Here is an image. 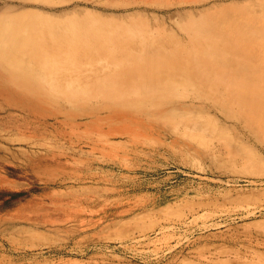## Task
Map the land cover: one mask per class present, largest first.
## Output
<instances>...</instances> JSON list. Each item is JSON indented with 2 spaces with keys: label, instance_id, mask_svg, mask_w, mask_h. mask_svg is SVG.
<instances>
[{
  "label": "rangeland",
  "instance_id": "rangeland-1",
  "mask_svg": "<svg viewBox=\"0 0 264 264\" xmlns=\"http://www.w3.org/2000/svg\"><path fill=\"white\" fill-rule=\"evenodd\" d=\"M253 1L0 0V20L144 25L141 39L171 47L190 43L186 24L203 11L250 10ZM100 57L49 72L26 62L62 93L139 83L150 73V66L131 70ZM94 94L60 99L81 112L45 115L7 109L0 98V168L11 170L0 175V264H264L260 133L211 105L203 110L202 102L150 128L117 133L131 113ZM15 189L21 192L13 196Z\"/></svg>",
  "mask_w": 264,
  "mask_h": 264
},
{
  "label": "bare ground",
  "instance_id": "bare-ground-1",
  "mask_svg": "<svg viewBox=\"0 0 264 264\" xmlns=\"http://www.w3.org/2000/svg\"><path fill=\"white\" fill-rule=\"evenodd\" d=\"M250 4V10L236 7L203 11L186 24L190 43L171 47L141 39L144 25L118 28L111 22L92 19L55 25L47 21L7 24L0 20V70L10 72L9 76L0 75V98L6 100L7 109L45 115L66 108L69 113L81 112L71 102L63 107L65 100L60 99L97 93L93 96L109 100L106 106L131 113V121L117 133L133 127L150 128L157 120L167 121L202 102L203 110L211 105L227 117L245 121L248 128L260 133L264 143V0ZM48 34L55 41L49 42ZM67 37L69 42L63 44L62 39ZM95 55H101L104 64L114 62L131 70L150 66V73L141 75L144 77H139V83L93 85L90 94L62 93L58 84L45 82L54 80L52 76L36 73L41 68L26 62L30 58L49 72L69 61L71 66H85ZM178 70L183 74L176 76ZM10 172L5 164L1 166V176ZM12 191L13 196L21 192Z\"/></svg>",
  "mask_w": 264,
  "mask_h": 264
}]
</instances>
